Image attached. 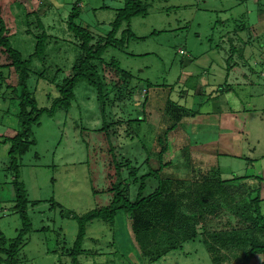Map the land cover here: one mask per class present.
<instances>
[{"label":"rangeland","instance_id":"rangeland-1","mask_svg":"<svg viewBox=\"0 0 264 264\" xmlns=\"http://www.w3.org/2000/svg\"><path fill=\"white\" fill-rule=\"evenodd\" d=\"M75 1L0 0V17L6 29L3 36L9 38L23 60L30 61L26 67L27 89L37 109L50 107L59 96L63 79L73 74L72 67L82 55L80 41L67 29ZM142 2L146 15L134 17L129 23L136 38L124 47H109L102 55L104 62L113 57L120 68L130 71L135 78L133 84L129 79L127 86L126 82L116 85L117 79L103 63L92 62L105 85L104 95L101 97L96 86L86 80L78 81L70 108L59 107L51 117L42 115L31 125L24 154L16 155L18 180L25 187L29 202L26 212L31 221V230L16 256L17 264H72L68 252L78 227L68 212L80 216L107 205L111 199L105 191L109 175L121 183L126 196L134 201L140 180L134 183L129 172L134 168L139 178L150 169H157L158 151L163 145L167 150L162 163L170 164L162 168L159 176L148 177L144 196L155 191L157 177L163 178L165 188L180 187L183 194H188L186 186L204 172L213 181H225L223 187L236 204L233 199L226 204L223 194L220 198L218 185H209L208 201L215 202L216 208L210 206L212 212L206 220L197 219L196 236L151 263L143 260L124 211L119 210L111 222L94 219L86 225L83 252L77 264H235L218 259L213 263L203 241L210 240L214 230L226 229L225 225L241 226L243 219L234 211L243 214V206L249 204L248 194L256 190L264 217V117L253 123L256 128L251 144L256 147L252 155L246 154L243 159L251 158L254 164L242 173L238 168L244 163L232 157L202 162L190 146L195 136L189 123L198 113L193 110L190 97L187 96V105L178 108L166 99L170 95V99L181 101L178 95H199L203 84L193 91V86L176 80L187 76L190 69L197 75L199 66H205L207 61L213 62L211 71L215 75L209 79L213 89L205 95H242L244 104L248 95H264V0ZM77 7L80 14L75 23L91 32L93 44L104 43L115 17L111 0H84ZM127 25H121L116 37L120 38ZM154 30L161 33L137 39ZM42 31L47 40L44 54L39 57L34 52ZM188 59H197L199 66L191 68ZM146 80L155 85H145L146 89ZM20 93L17 74L0 46V231L8 241L21 226L14 208V172L9 156L10 139L20 131ZM25 111L29 112L30 107ZM115 164L120 169L114 175ZM0 256L5 257L1 253ZM262 261L264 254H256L246 264Z\"/></svg>","mask_w":264,"mask_h":264},{"label":"trees","instance_id":"trees-1","mask_svg":"<svg viewBox=\"0 0 264 264\" xmlns=\"http://www.w3.org/2000/svg\"><path fill=\"white\" fill-rule=\"evenodd\" d=\"M84 0H76L75 5L68 15L67 29L74 34V37L80 41V54L72 67L73 74L65 77L62 81L59 90V96L55 97L50 107L37 109L36 102L31 99L27 89L28 70L27 64L29 60H23L19 51L12 48L9 38L3 36L6 32L3 19L0 17V46L8 54L11 60V66L14 68L17 74V86L21 89L20 104L21 115L18 118V124L20 131L16 136L10 139L11 148L9 156L11 158V168L14 172L12 186L14 190V197L16 205L15 211L18 212L21 226L17 232V235L12 238V241L6 240V237L0 231V253L5 257L0 256V264H17V253L23 242L26 240V235L31 230V221L27 215L28 200L24 185L18 180L19 173L16 168V155H22L25 152L26 136L30 133L31 125L34 124L42 115L54 116L59 107L69 109L71 101L74 99L73 90L80 80H86L87 83L96 86L99 90V94L104 95L105 85L101 81L94 63L98 61L103 63L105 69H107L113 78L117 79L116 85L119 83L127 84V80H131L133 75L130 71H126L119 67L118 63L112 57L109 62H104L102 58L104 52L109 47L118 48L117 46L124 47V44L130 39L136 38L135 34L129 28L130 20L134 17L146 15L145 1L142 0H123L121 8L117 9L114 20L111 23L112 29L107 33L104 43L99 41L97 44H93V35L89 30L81 27L75 23V19L79 16V10L77 6ZM243 3L244 0H239ZM105 7V6H102ZM76 10V11H75ZM123 23H127V28L121 31L120 38L116 37L118 30ZM41 27V23H39ZM161 31H152L147 36H137V39H145L148 36L160 34ZM47 35L44 31L37 37L35 44L36 56H42L45 51V42ZM96 79V80H95ZM151 87L155 84L146 80L144 87ZM164 85V84H163ZM166 85V84H165ZM127 86V85H126ZM173 107H177L175 102H172ZM103 102V101H102ZM145 102V101H144ZM168 103V102H167ZM104 102L102 103V106ZM30 107V111L26 112L25 109ZM178 108V107H177ZM104 106L102 107V111ZM171 128V127H170ZM160 140V139H159ZM160 142V141H159ZM161 143V142H160ZM167 150V146L163 145L158 151L159 165L157 169H150V171L139 178L136 177L137 173L134 168L131 169L129 175L134 178L133 182L136 183L140 180L138 186V192L134 201H131L121 188V183H116L114 176L109 175L107 177L108 186L106 192L111 195L109 203L103 207H98L85 212L82 215L68 212V215L77 222V234L73 242V245L68 252L72 264H77L78 256L83 252L82 241L85 236L86 225L94 219H102L113 221L116 213L119 210L125 212L126 216L130 220V227L133 232L134 240L139 248L140 254L147 263H151L160 257L167 255L170 251L180 248L182 242L186 239H192L196 236V222L197 219L206 220V215L212 212L210 206L213 208L215 202L208 201L210 190L209 185L212 183L217 186V190L223 194L225 203H230L233 199L230 192L226 191L223 187L225 181L215 180L209 178V175L202 172L200 176L196 178V182H192L187 185L188 194H183L180 187L175 189L166 187V183L163 182V178L157 177L158 185L155 191L143 195L145 189V181L150 176H159L162 168L167 163H162V156ZM113 158L115 157L110 151ZM114 163V159H112ZM127 165L129 163L127 162ZM114 175L120 169L117 164L113 166ZM109 172H111L109 170ZM108 172V173H109ZM111 174H113L111 172ZM179 182L182 180H175ZM191 185V186H190ZM195 187L197 189H195ZM190 190V191H189ZM187 197H185V196ZM185 197V201L183 200ZM189 198V199H187ZM219 198V199H220ZM217 199V201H219ZM222 200V199H221ZM234 200V199H233ZM191 201L189 205L188 202ZM211 202V204L209 203ZM234 205L236 204L235 200ZM213 203V204H212ZM248 203L243 206V214L238 211H234L235 214H239L243 219L241 226L227 227L222 230H214L210 235V240L203 241L206 250L214 260H226L233 261L235 264H246L250 258L256 254H264V217L259 207L258 190L248 194ZM253 205V209H251ZM193 207V208H192ZM234 207V206H232ZM208 232V231H206ZM8 246L6 247V244ZM228 258V259H227ZM261 264H264L262 261Z\"/></svg>","mask_w":264,"mask_h":264},{"label":"crops","instance_id":"crops-1","mask_svg":"<svg viewBox=\"0 0 264 264\" xmlns=\"http://www.w3.org/2000/svg\"><path fill=\"white\" fill-rule=\"evenodd\" d=\"M112 3L115 6L113 8L115 12L122 7L123 0H111ZM190 61L191 63L188 65L191 64V68L192 65L199 66L197 59L187 60V62ZM207 62L203 67L199 66L201 70L197 75L195 70L190 69L187 76H184L181 80L179 78L176 80V83L188 84L191 88L193 86V91L198 89V85L203 84V89L199 92V95H178V98L182 99L181 101L170 99V95L166 99L175 102L177 106L184 107L188 99L187 96L190 97L193 110L198 112L195 113V118L193 117L191 123H189L190 131L195 136L192 138L193 142L190 141V146L193 148L194 153L202 158V162L212 161L213 158L219 160L232 157L236 161L242 160L244 166H239L238 169L241 168L242 173H246L247 167L252 166L254 163L251 158L243 159V156L246 154L252 155L251 153L255 150L256 146L251 144L254 141L253 133L256 128L253 123L261 121L264 117V95H248L247 99L244 98L246 104L242 103V95H205L213 89L209 86V79L212 75H215L211 71L213 62ZM133 79L135 78H132L130 82L132 84ZM180 84H178V87ZM145 102H148L147 97ZM261 110H263L262 113ZM260 113L262 115L259 118Z\"/></svg>","mask_w":264,"mask_h":264},{"label":"built area","instance_id":"built-area-1","mask_svg":"<svg viewBox=\"0 0 264 264\" xmlns=\"http://www.w3.org/2000/svg\"><path fill=\"white\" fill-rule=\"evenodd\" d=\"M180 53L183 54V55H186L184 51L180 50Z\"/></svg>","mask_w":264,"mask_h":264},{"label":"clouds","instance_id":"clouds-1","mask_svg":"<svg viewBox=\"0 0 264 264\" xmlns=\"http://www.w3.org/2000/svg\"><path fill=\"white\" fill-rule=\"evenodd\" d=\"M184 51V50H183ZM185 52V51H184ZM185 54H186V52H185Z\"/></svg>","mask_w":264,"mask_h":264}]
</instances>
